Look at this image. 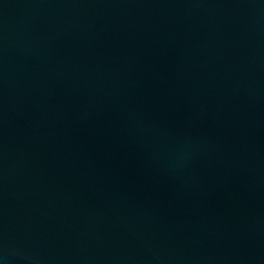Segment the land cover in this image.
<instances>
[{
	"label": "water",
	"instance_id": "obj_1",
	"mask_svg": "<svg viewBox=\"0 0 264 264\" xmlns=\"http://www.w3.org/2000/svg\"><path fill=\"white\" fill-rule=\"evenodd\" d=\"M0 264H264V0H0Z\"/></svg>",
	"mask_w": 264,
	"mask_h": 264
}]
</instances>
